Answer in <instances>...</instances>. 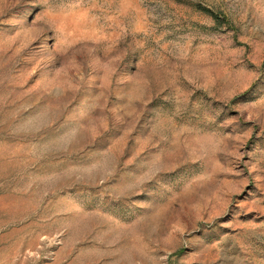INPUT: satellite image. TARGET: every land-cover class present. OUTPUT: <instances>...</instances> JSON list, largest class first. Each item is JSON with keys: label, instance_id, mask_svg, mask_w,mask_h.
<instances>
[{"label": "rangeland", "instance_id": "obj_1", "mask_svg": "<svg viewBox=\"0 0 264 264\" xmlns=\"http://www.w3.org/2000/svg\"><path fill=\"white\" fill-rule=\"evenodd\" d=\"M0 264H264V0H0Z\"/></svg>", "mask_w": 264, "mask_h": 264}, {"label": "trees", "instance_id": "obj_2", "mask_svg": "<svg viewBox=\"0 0 264 264\" xmlns=\"http://www.w3.org/2000/svg\"><path fill=\"white\" fill-rule=\"evenodd\" d=\"M207 12H209L211 15H213V16H215L216 18H217V16L215 15V13L213 12V11H211V10H206Z\"/></svg>", "mask_w": 264, "mask_h": 264}]
</instances>
